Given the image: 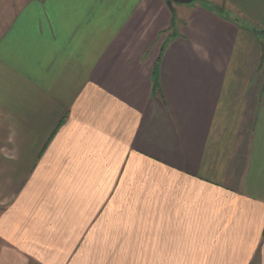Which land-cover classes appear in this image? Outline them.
Returning a JSON list of instances; mask_svg holds the SVG:
<instances>
[{
    "label": "crops",
    "instance_id": "crops-1",
    "mask_svg": "<svg viewBox=\"0 0 264 264\" xmlns=\"http://www.w3.org/2000/svg\"><path fill=\"white\" fill-rule=\"evenodd\" d=\"M257 253L264 0H0V264Z\"/></svg>",
    "mask_w": 264,
    "mask_h": 264
},
{
    "label": "water",
    "instance_id": "water-1",
    "mask_svg": "<svg viewBox=\"0 0 264 264\" xmlns=\"http://www.w3.org/2000/svg\"><path fill=\"white\" fill-rule=\"evenodd\" d=\"M192 0H165L166 4L170 6L172 3H188Z\"/></svg>",
    "mask_w": 264,
    "mask_h": 264
},
{
    "label": "snow or ice",
    "instance_id": "snow-or-ice-1",
    "mask_svg": "<svg viewBox=\"0 0 264 264\" xmlns=\"http://www.w3.org/2000/svg\"><path fill=\"white\" fill-rule=\"evenodd\" d=\"M259 260H260V255H259V253H257L253 259V264H258Z\"/></svg>",
    "mask_w": 264,
    "mask_h": 264
},
{
    "label": "rangeland",
    "instance_id": "rangeland-1",
    "mask_svg": "<svg viewBox=\"0 0 264 264\" xmlns=\"http://www.w3.org/2000/svg\"><path fill=\"white\" fill-rule=\"evenodd\" d=\"M6 204L5 203H3V207L5 206Z\"/></svg>",
    "mask_w": 264,
    "mask_h": 264
}]
</instances>
